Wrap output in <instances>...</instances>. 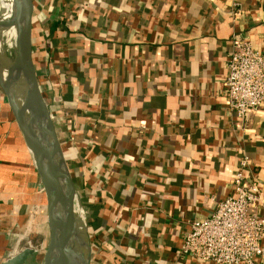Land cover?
Listing matches in <instances>:
<instances>
[{
    "label": "crops",
    "instance_id": "1",
    "mask_svg": "<svg viewBox=\"0 0 264 264\" xmlns=\"http://www.w3.org/2000/svg\"><path fill=\"white\" fill-rule=\"evenodd\" d=\"M33 2V63L87 205L92 264H212L176 249L232 194L244 155L264 195V103L243 128L223 97L232 35L264 51V0ZM38 183L0 87V263L37 224L46 249Z\"/></svg>",
    "mask_w": 264,
    "mask_h": 264
},
{
    "label": "built area",
    "instance_id": "2",
    "mask_svg": "<svg viewBox=\"0 0 264 264\" xmlns=\"http://www.w3.org/2000/svg\"><path fill=\"white\" fill-rule=\"evenodd\" d=\"M234 9L233 15H238L240 4L235 3ZM226 67L224 102L244 128L264 103V51L233 34ZM247 167L244 155L233 175L232 194L216 201L210 215L190 220L176 249L178 257L212 264H254L264 257L263 185L245 174Z\"/></svg>",
    "mask_w": 264,
    "mask_h": 264
},
{
    "label": "water",
    "instance_id": "3",
    "mask_svg": "<svg viewBox=\"0 0 264 264\" xmlns=\"http://www.w3.org/2000/svg\"><path fill=\"white\" fill-rule=\"evenodd\" d=\"M11 1L17 38L12 57L6 66L1 63L0 58V87L5 94L8 107L14 116L24 143L34 159L45 191L49 236L42 264H70V253L80 222L77 207L79 204L82 209V206L57 138L50 111L42 96L33 63L34 2L33 0ZM18 82L23 84L22 98L16 96ZM37 116L43 118L50 128L56 147H52L34 129ZM87 238L88 247L83 264L91 263L92 250L88 233ZM33 252L32 248L25 247L0 264H27Z\"/></svg>",
    "mask_w": 264,
    "mask_h": 264
},
{
    "label": "bare ground",
    "instance_id": "4",
    "mask_svg": "<svg viewBox=\"0 0 264 264\" xmlns=\"http://www.w3.org/2000/svg\"><path fill=\"white\" fill-rule=\"evenodd\" d=\"M15 30V31H14ZM14 32V33H13ZM6 35L11 39V43L14 47L15 40L17 38L16 24L13 20V5L11 0H0V51H1V38ZM23 84L18 82L16 88L17 98H22ZM34 129L37 133L41 135L52 147H56V143L50 128L47 126L45 120L40 116H37L34 122ZM43 189V188H42ZM44 190V189H43ZM45 192V191H44ZM77 215L79 216V225L77 228L76 236L72 245L70 253V264H83V261L86 256L87 247H88V228L85 222L84 213L78 204ZM17 253V252H15ZM13 253L12 255H14Z\"/></svg>",
    "mask_w": 264,
    "mask_h": 264
},
{
    "label": "rangeland",
    "instance_id": "5",
    "mask_svg": "<svg viewBox=\"0 0 264 264\" xmlns=\"http://www.w3.org/2000/svg\"><path fill=\"white\" fill-rule=\"evenodd\" d=\"M1 43H2L1 44V51H0L1 63L4 66H6L12 57L13 45L11 43V39H9L6 35L2 36ZM40 183H38V185ZM38 210H39L38 208H34L33 214L37 213ZM33 218H34V216H33ZM85 220H86V216H85ZM87 228H88L89 240L91 243L92 242V234H91L88 226H87ZM38 229H39V227L37 224L35 226H32V228L27 229L26 231L20 230L17 233V238H19L20 241H19V248L17 251L16 250L15 251L18 252L19 250H21L25 247H29V246L34 251L32 254V258H30V262H28L27 264H42L43 253H44V244H42L43 237L40 234V232L38 231ZM38 254H40V255H38ZM92 263H93V261H92V255H91V264Z\"/></svg>",
    "mask_w": 264,
    "mask_h": 264
},
{
    "label": "trees",
    "instance_id": "6",
    "mask_svg": "<svg viewBox=\"0 0 264 264\" xmlns=\"http://www.w3.org/2000/svg\"><path fill=\"white\" fill-rule=\"evenodd\" d=\"M72 176V178H73V175H71ZM84 206H83V208H84V213H85V215H86V223H87V225L89 226L90 225V222H89V215H88V213H87V205H85V204H83ZM92 248H94V247H92ZM94 250H95V248H94Z\"/></svg>",
    "mask_w": 264,
    "mask_h": 264
}]
</instances>
